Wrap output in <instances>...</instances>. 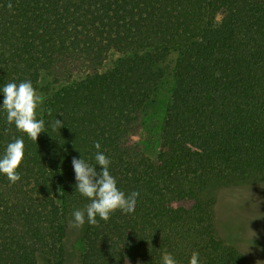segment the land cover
<instances>
[{"label":"trees","instance_id":"obj_1","mask_svg":"<svg viewBox=\"0 0 264 264\" xmlns=\"http://www.w3.org/2000/svg\"><path fill=\"white\" fill-rule=\"evenodd\" d=\"M11 3L0 0V88L37 90L45 73L57 89L37 114V142L0 108V156L14 138L25 145L21 179L0 174V264H162L165 250L178 264L194 251L199 264H251L241 220L223 215L252 213L264 186V0ZM173 52L151 157L143 117ZM97 151L120 190L140 193L137 206L75 229L72 212L90 201L75 191L72 158L96 165Z\"/></svg>","mask_w":264,"mask_h":264},{"label":"clouds","instance_id":"obj_2","mask_svg":"<svg viewBox=\"0 0 264 264\" xmlns=\"http://www.w3.org/2000/svg\"><path fill=\"white\" fill-rule=\"evenodd\" d=\"M12 7L9 0V10ZM0 92L3 93V103L0 108L6 113L8 125L14 124L18 132L37 142L39 134L45 131V122L43 119H37V109L42 104V99L31 80L9 82L0 88ZM48 114L51 115V110ZM51 126L54 131L59 130L63 122L55 119ZM24 146L23 138H14L0 156V174L5 175L10 184H15L21 179L17 169L24 159ZM94 146L97 150L101 148L99 141L94 142ZM94 159L96 165L89 164L83 158H72L75 191L90 201L83 210L76 209L72 212L73 219L70 221V226L75 229H82L85 223L97 226L99 220L107 222L111 214L117 210L124 214L134 213L140 195L136 190L126 195L118 188L116 178L110 174L111 161L106 155L97 151ZM97 165L100 166V171L97 170ZM125 264H128L127 260ZM162 264H178V262L165 250L162 254ZM188 264H199L198 252H192Z\"/></svg>","mask_w":264,"mask_h":264},{"label":"rangeland","instance_id":"obj_3","mask_svg":"<svg viewBox=\"0 0 264 264\" xmlns=\"http://www.w3.org/2000/svg\"><path fill=\"white\" fill-rule=\"evenodd\" d=\"M217 19L220 20V16H218ZM118 56L119 54L116 52L111 53L110 57L106 61L105 68L111 67ZM176 57V52H173L164 65V67L167 68L168 73L163 81L158 85L151 100L148 102L143 117V131L141 137L139 138H141L143 151L151 157H155L157 154L160 127L166 113L172 84L171 70L174 66V60ZM56 89L57 86L51 82V79L45 73L42 74L39 81V89H37L42 102L46 96H49L51 92ZM42 109L43 106L41 104L37 109V114L40 113ZM252 191L254 198L259 202L258 204L255 201L249 200V202L252 203L250 205L252 213L241 211V213H243L241 214L240 210H237L230 216H226L224 214L223 218L224 220L227 219L231 222L232 220H241L239 222L243 224L244 230H241L240 235L244 239L247 252H251L250 254L253 257L251 264H264V186L253 188ZM261 209L262 213L257 215ZM230 225L231 223L226 225L227 230L228 228H231Z\"/></svg>","mask_w":264,"mask_h":264}]
</instances>
